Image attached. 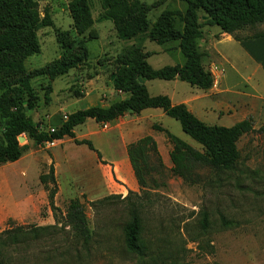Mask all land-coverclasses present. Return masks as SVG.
Listing matches in <instances>:
<instances>
[{
	"label": "rangeland",
	"instance_id": "374dc122",
	"mask_svg": "<svg viewBox=\"0 0 264 264\" xmlns=\"http://www.w3.org/2000/svg\"><path fill=\"white\" fill-rule=\"evenodd\" d=\"M35 1L41 16L48 11L53 27L37 31L39 52L26 58L24 74L10 81L16 84L21 77L28 80L32 90L29 102L34 107L28 109L24 105L23 109L42 130L54 128L56 122L77 110L108 107L124 99L126 95L114 91L110 77L129 50L137 48L138 53L146 55L153 69L182 65L185 61L178 41L157 44L148 39L147 33L130 40L118 38L113 23L101 19V0H89L93 37L89 33L76 35L68 11L71 0ZM139 1L146 7L150 25L166 10L184 13L187 7L180 0ZM197 14L202 27L199 52L204 68L212 75V87L200 90L179 80L144 81V84L151 96H172L173 103L186 100L188 110L207 125L231 127L250 118L253 129H259L264 124V92H258L251 79L246 80L248 71L242 50L224 40L216 45L222 34L220 29L205 25L203 11ZM176 28L182 29L178 19ZM56 31L66 32L76 53L83 46L87 56L67 74L50 80L47 70L62 58ZM258 32H264V24L238 32L236 36L243 39ZM259 56L264 57V48ZM260 78L264 81L262 75ZM28 97L25 95L24 100ZM155 124L201 150L182 132L176 120L159 109H147L138 115L125 114L119 121L104 125L87 120L76 127L75 139L91 141L100 153L101 163L94 152L85 145H76L73 139L38 147L25 138L21 145L28 147L22 157L14 163L0 164V232L17 226L56 227L41 233L53 234L51 239L34 240L29 247L10 250L9 258L16 264H138L135 255L124 252L121 234L128 220V202L123 198L128 192L141 193L131 167L124 175L120 173L118 166L124 168L126 160L118 138L126 144L149 135L157 143L164 168L153 175L158 188L150 192L158 197L150 196V199L156 203L146 204V211L141 215L145 234H151L150 229L161 224L165 230L157 234L186 240L180 264H264V136L250 133L240 138L237 143L240 159L235 171L219 179L204 171L203 182L190 186L171 175V144L164 132L152 130ZM51 161L57 165L54 206L58 210L54 211L47 203L48 191L39 181V176L48 172ZM111 195L116 197L99 205L91 204ZM74 198L83 204L92 234L86 245L74 244L73 232L65 223L69 201ZM202 210L208 212L210 228L200 241L190 242L187 234L194 237L198 233ZM190 212L193 214L189 217ZM221 214L235 225L221 229ZM187 222L189 227L184 231L183 225ZM66 247H72L70 258L58 255Z\"/></svg>",
	"mask_w": 264,
	"mask_h": 264
},
{
	"label": "trees",
	"instance_id": "16d2710c",
	"mask_svg": "<svg viewBox=\"0 0 264 264\" xmlns=\"http://www.w3.org/2000/svg\"><path fill=\"white\" fill-rule=\"evenodd\" d=\"M180 1L187 6L184 13L166 10L150 25L146 7L139 0H101L103 8L101 19L113 23L118 38L130 40L147 33L148 39L157 44L178 41V48L185 61L182 65L153 69L147 63L146 55L138 53L137 48L129 50L124 55L125 60L118 64L111 74V77L115 76L111 81L114 91L126 95L124 99H119L108 107L95 106L77 110L65 115L64 120L56 122L54 128L42 130L23 109L24 105L28 109L34 107L29 102L32 90L28 80L17 78V83L14 84L10 79L24 74V60L40 50L37 31L53 27V21L47 10L43 16L40 15L35 0H0V164L14 163L22 157L28 146L19 144L20 136H24L38 147L66 138L73 139L76 145H85L96 154L98 161H101L100 153L91 141L75 139L74 129L77 126L84 124L88 119L104 125L122 118L125 114L138 115L147 109H159L167 117L176 120L182 132L201 148V150L193 148L160 125L152 126V130L164 132L171 144L169 160L173 177L193 186L203 182L204 171H208L217 179L235 171L240 159L237 148L240 138L250 133L264 136V124L255 130L252 120L248 118L231 127L207 125L195 117L185 104L174 105L166 95L151 96L144 81L177 79L200 90L210 89L213 78L202 64V55L198 47V41L202 38L198 11L205 14V25L217 26L221 33L241 40L236 36L238 32L264 24V0ZM68 11L76 35L84 36L89 33L90 37H93L91 31L94 21L89 0H71ZM176 19L182 25L181 30L176 28ZM56 37L62 58L47 70L50 80L67 74L87 56L83 46L76 53L73 41L66 32L56 31ZM259 37H264V32L243 39ZM25 95L29 96L27 101L24 100ZM126 153L141 194L128 192L123 198L128 202V220L121 234L123 250L125 253L135 255L138 264H180L184 258L186 240L166 233L157 234L158 231L165 230L161 224L150 229L151 234H145V224L141 217L146 211V204L149 206L156 203L150 196L158 197L157 194L150 192L158 188L153 175L164 168L157 143L153 137L146 135L128 144ZM39 181L48 191V206L52 211L58 210L54 206L57 184L52 163L48 172L39 176ZM114 197L116 196H107L91 204L99 205ZM192 214L193 212H190L189 217ZM199 216L198 233L194 237L187 234L190 242L200 241L210 228L208 212L202 210ZM64 219L73 232L74 244L86 245L90 242L92 234L87 226L83 204L78 198L69 201ZM219 221L223 230L235 225L222 214ZM189 223H184V231H187ZM55 227V225L17 226L0 232V264H16L7 255L8 251L29 247L34 240L51 239L53 234L41 233ZM154 231L156 233H153ZM71 249L72 247H66L58 255L70 258Z\"/></svg>",
	"mask_w": 264,
	"mask_h": 264
},
{
	"label": "crops",
	"instance_id": "0c3cea01",
	"mask_svg": "<svg viewBox=\"0 0 264 264\" xmlns=\"http://www.w3.org/2000/svg\"><path fill=\"white\" fill-rule=\"evenodd\" d=\"M219 38L220 39L215 42L216 45L218 43H220L221 41L224 40V42H226L227 44H229V43H235L238 46L239 50H242V52H241L242 53V57H243L242 59L244 60L246 66H247V67L246 66L245 67L247 68V71H248V73L246 74L247 76L245 77L246 80L251 79L254 82V84L259 88L258 92H262V91L264 92V88H263L264 81H262L261 78H260V75H262V77H264V57L260 58V56H259V54H261V52H262V49L264 48V37L241 39L240 41H237V40L234 39V37L232 35L225 34V33L223 34L222 33ZM176 80L177 79H174L172 81H176ZM152 81H154V80H152ZM172 81H167V82H172ZM147 89H148V92H150V90H149L148 87H147ZM155 96H157V95H155ZM168 97H169V99L172 102V96H168ZM180 102L183 103V104H185L186 106L188 105V103L186 102V100H182ZM180 102L179 103H173L172 102V104H174V105L175 104H180ZM120 119H118V121ZM88 120H91V119H88ZM84 124H82V125H84ZM82 125H80V126H82ZM97 125H99V124H97ZM74 133H75V129H74ZM140 138H137L136 140L130 141L129 143H126V144H123V142L121 140L122 138H118L119 143H120L118 145H121L122 146V152H123L124 157H125V160H126V163H125L126 166H124V168L118 166V168L120 170V173L122 175H124L126 173L127 169L131 167L130 166V162H129L128 157H127V153H126V146L128 144H130V143H133V142L137 141ZM66 139H68V138H66ZM64 140L56 141V142H60L61 143ZM53 156H54V154H52V157ZM99 162L101 163V161H99ZM51 163H52V165L54 167V176H55V179H56V175H57V165L54 163V161H51L50 164ZM115 163L117 164L116 161H115ZM50 164H49V166H50ZM117 165H120V163L117 164ZM49 166H48V168H49ZM124 169H126V170H124ZM56 184H57V180H56ZM57 189H58V184H57Z\"/></svg>",
	"mask_w": 264,
	"mask_h": 264
},
{
	"label": "water",
	"instance_id": "95a60500",
	"mask_svg": "<svg viewBox=\"0 0 264 264\" xmlns=\"http://www.w3.org/2000/svg\"><path fill=\"white\" fill-rule=\"evenodd\" d=\"M114 75L111 77V79H110V81H113V79H114ZM25 140V137L24 136H20V137H18V142H19V144H22V142Z\"/></svg>",
	"mask_w": 264,
	"mask_h": 264
}]
</instances>
